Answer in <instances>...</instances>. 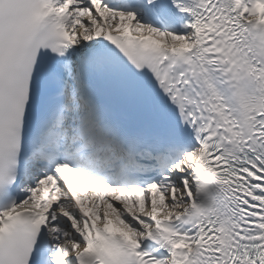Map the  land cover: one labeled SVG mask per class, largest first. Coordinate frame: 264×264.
Masks as SVG:
<instances>
[{"label":"snow or ice","instance_id":"6c2138e0","mask_svg":"<svg viewBox=\"0 0 264 264\" xmlns=\"http://www.w3.org/2000/svg\"><path fill=\"white\" fill-rule=\"evenodd\" d=\"M0 264H264V0H0Z\"/></svg>","mask_w":264,"mask_h":264}]
</instances>
